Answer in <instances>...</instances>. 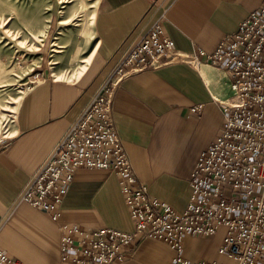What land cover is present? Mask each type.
Returning <instances> with one entry per match:
<instances>
[{
    "label": "crops",
    "instance_id": "1",
    "mask_svg": "<svg viewBox=\"0 0 264 264\" xmlns=\"http://www.w3.org/2000/svg\"><path fill=\"white\" fill-rule=\"evenodd\" d=\"M263 1L99 0L94 43L82 56L83 70L69 76L75 80L56 79L44 71L43 79L19 104L14 134L0 146V249L22 264H60L64 225L132 231L125 195L113 170H79L58 220L16 202L123 55L156 23L162 24L178 51L211 53ZM222 78L223 73L209 63L200 67L177 63L132 75L115 93V127L139 179L153 197L178 212L189 202L192 171L221 130L223 117L214 98L222 97ZM200 105L201 111L193 113ZM224 232L186 237L185 257L233 264L218 254ZM175 256L167 242L147 238L122 264H172Z\"/></svg>",
    "mask_w": 264,
    "mask_h": 264
},
{
    "label": "built area",
    "instance_id": "2",
    "mask_svg": "<svg viewBox=\"0 0 264 264\" xmlns=\"http://www.w3.org/2000/svg\"><path fill=\"white\" fill-rule=\"evenodd\" d=\"M186 63H209L223 73V117L215 141L202 153L189 179L186 209L176 211L150 193L134 168L113 118L116 91L132 75ZM202 106L192 109L199 113ZM81 169L113 170L119 177L132 231L112 227L83 230L64 225L60 264H122L147 238L167 242L172 264H226L190 260L186 237H213L225 229L218 254L233 264L264 258V1L215 51L185 54L165 35L160 22L127 51L68 130L51 158L36 173L16 205L28 204L60 218L70 183ZM0 264H22L0 249Z\"/></svg>",
    "mask_w": 264,
    "mask_h": 264
},
{
    "label": "rangeland",
    "instance_id": "3",
    "mask_svg": "<svg viewBox=\"0 0 264 264\" xmlns=\"http://www.w3.org/2000/svg\"><path fill=\"white\" fill-rule=\"evenodd\" d=\"M98 2L0 0V146L14 134L19 104L44 71L56 79L75 80L69 76L83 70L82 56L94 43ZM9 107L16 110L14 117L3 114Z\"/></svg>",
    "mask_w": 264,
    "mask_h": 264
},
{
    "label": "bare ground",
    "instance_id": "4",
    "mask_svg": "<svg viewBox=\"0 0 264 264\" xmlns=\"http://www.w3.org/2000/svg\"><path fill=\"white\" fill-rule=\"evenodd\" d=\"M20 35V34H19ZM17 36V35H16ZM15 36V37H16ZM0 62H1V60H0ZM16 110L14 109V108H10L9 107V109L8 108H4V109H2V112H3V114L6 116V117H14V115H15V112ZM17 117V116H16Z\"/></svg>",
    "mask_w": 264,
    "mask_h": 264
}]
</instances>
